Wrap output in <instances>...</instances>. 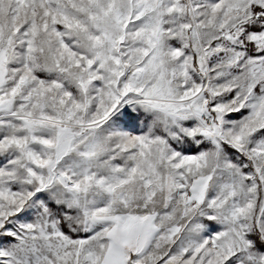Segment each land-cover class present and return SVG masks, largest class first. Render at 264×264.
<instances>
[{
  "label": "snow or ice",
  "instance_id": "1",
  "mask_svg": "<svg viewBox=\"0 0 264 264\" xmlns=\"http://www.w3.org/2000/svg\"><path fill=\"white\" fill-rule=\"evenodd\" d=\"M0 264H264V0H0Z\"/></svg>",
  "mask_w": 264,
  "mask_h": 264
}]
</instances>
